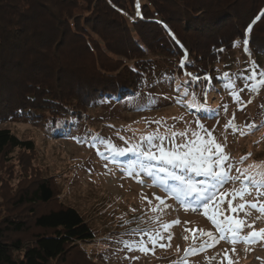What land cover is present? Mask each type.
Here are the masks:
<instances>
[{
    "label": "trees",
    "instance_id": "obj_1",
    "mask_svg": "<svg viewBox=\"0 0 264 264\" xmlns=\"http://www.w3.org/2000/svg\"><path fill=\"white\" fill-rule=\"evenodd\" d=\"M122 1L0 0V122H43L51 136L61 137L77 129L84 109L125 99L152 100L154 91L163 95L173 76L160 73L163 67L147 56L149 51L174 58L178 76L193 74L202 92L225 84L222 76L214 75L210 83L205 77L212 76L235 41L248 37L250 52L264 58V0H129L127 12ZM252 2L254 12L248 9ZM133 11L137 16L130 15ZM93 34L112 56L102 52ZM67 55L81 63L68 61ZM91 56L94 62H86ZM34 148V142L0 129V155L6 149ZM120 157L133 165L138 160L132 153ZM144 163L159 166L156 161ZM57 191L55 180L41 179L19 196L40 233L28 241L13 237L25 233L28 224L4 217L0 264L67 262L73 252H84L81 244L94 240L95 230L73 207L38 213V207L54 201Z\"/></svg>",
    "mask_w": 264,
    "mask_h": 264
},
{
    "label": "rangeland",
    "instance_id": "obj_2",
    "mask_svg": "<svg viewBox=\"0 0 264 264\" xmlns=\"http://www.w3.org/2000/svg\"><path fill=\"white\" fill-rule=\"evenodd\" d=\"M254 3L249 5L250 12L253 11ZM121 7L127 12L130 9L129 0H123ZM137 14L134 11L130 12L133 17ZM47 20L50 21L49 17ZM95 38L102 52L111 55L102 40ZM147 53L148 57L158 61L157 63L163 67L160 73L165 72L168 78L173 76L172 85H167L163 89V95L154 91L152 100L142 98L138 102H134L135 100L128 102L129 100L125 99L110 106L100 104L95 108L84 109V120L77 123V129L61 137L51 136V132L47 130L48 126L46 127L43 122L33 123L27 120L0 122V129H8L21 140L35 143L33 152L6 149L0 155V222L4 217L26 222L27 231L20 236H13L24 241L40 233L32 224L30 208L27 205H20L19 196L35 182L51 179L55 180L58 195L52 203L38 207V213L59 208L61 205L73 207L95 230L94 240L81 244L83 255L73 252L67 262L54 261L51 264H229V262L264 264V240L252 245L240 242L235 246L221 240L213 247H205L196 254L189 251L186 255V249L190 250L192 247L199 249L209 240L207 236L197 231L194 244L193 233L186 229H202L204 232H213L214 236L219 235L211 221L202 214L203 209L198 212L186 211L172 198L165 200L168 207L160 205L155 196L164 198L165 193L158 187H146L137 183L136 177L127 174L128 170L136 167L133 161H127L125 157L118 160L119 156H115L117 158L114 159L111 152L97 139L100 137L111 140L118 148H126L140 143L141 136L158 128L162 134L169 128L177 132L184 131L186 127L196 129L195 121L199 119L205 129L212 132L216 142L224 147V152L229 155L235 167L245 168L250 164H256L264 169V127H259L264 121V87L258 92L250 90L257 86L256 82L261 79L259 75L256 80L243 79L252 71L264 72V58H256L248 49V44L245 45L243 40H237L233 48L224 52L217 62L215 72L209 76L208 81L210 83L214 75L224 77L223 74L228 73V78L235 81V91L240 92V103H237L232 99L230 91L225 89V84L215 91L206 90L210 89L208 87L203 92L199 91L195 86L199 84L198 79L193 80L186 73L183 77L178 76V63L174 58L156 57L150 51ZM67 58L70 62L73 60L81 63L80 58H75L74 55H67ZM85 60L94 62L93 56ZM119 60L123 58L120 57ZM121 63L124 64V61ZM228 78L224 77L225 83ZM245 84L248 87H244ZM241 88L244 90L240 91ZM185 90L190 94L187 97L182 95ZM193 94L196 102L206 103L213 112H196L195 109L186 111L187 103H177L178 99L191 101ZM61 96L65 99L67 97ZM69 98H73V105H78L74 95H70ZM154 100L165 101L155 104ZM249 100L251 103H248ZM233 115L235 125L247 134L240 135L239 132L234 133L231 128H225ZM155 121L161 123L157 124ZM251 124L257 125V128L249 131L247 125ZM200 135L208 139L205 132H200ZM121 136L129 141V145L120 139ZM177 139L179 141L181 138ZM244 156H248V159L243 164L238 163ZM236 174L233 171V175ZM160 178H164L163 174ZM144 179L146 185L151 183L147 178ZM169 183L171 184V181ZM235 187L239 188V182H236ZM232 188L233 184L226 185V190L230 191ZM227 199L221 206L225 209L224 215L246 219L247 223L253 224V228L243 229L244 236L250 231L264 228V215L252 209L250 203L245 206V211L249 214L245 217V212L241 211L237 216V213L227 210ZM245 199L257 202L254 191ZM149 200L152 201L151 204L148 203ZM259 202L264 203V196L259 197ZM237 203L239 199L233 201V206ZM157 204L160 206L157 207ZM121 217L124 218L120 219ZM219 219H223V216ZM176 220L180 223H173ZM166 225L171 227L165 230ZM133 229L136 231L133 232ZM145 233L154 238L160 233L165 239L159 240L153 246L148 243L149 236ZM169 235L172 240L167 238ZM140 240L145 241L148 251H130L125 246L126 242L131 244ZM161 244L164 247H161ZM233 247L235 251L232 250Z\"/></svg>",
    "mask_w": 264,
    "mask_h": 264
},
{
    "label": "snow or ice",
    "instance_id": "obj_3",
    "mask_svg": "<svg viewBox=\"0 0 264 264\" xmlns=\"http://www.w3.org/2000/svg\"><path fill=\"white\" fill-rule=\"evenodd\" d=\"M247 31H250V28ZM243 43L245 45L248 44V39L245 38ZM181 67H184L183 62L181 63ZM186 75L192 77L193 80L197 79L191 73H186ZM223 75L225 78H228V73H224ZM257 75L261 79L256 82L257 86L250 89L252 92H258L261 87H264V72L256 73L252 71L251 74L243 77L245 80H256ZM208 79L210 78L205 77V80ZM224 87L230 91L232 99L240 103V92L235 91V81L228 78ZM244 87H248V85L245 84ZM243 90V88L240 89V91ZM182 95L187 97L190 94L185 90ZM177 103H187L186 111L195 109L196 112H213L212 109L207 107L206 103L196 102L194 94L192 95L191 101L185 102L184 100L178 99ZM248 103H251V100ZM224 109L225 111L227 110V105L224 106ZM204 118L206 117H201V119ZM234 121L235 116L233 115L232 119L225 125V128H231L234 133L239 132L240 135L247 134L238 128ZM155 123L160 124L161 122L155 121ZM195 124L196 129L186 127L184 131L177 132L169 128L164 134L158 128L145 136H141L140 143L135 145H129V141L121 136L120 139L124 140L126 145H129L126 148H118L111 140H104L100 137H97V139L101 145L111 152L113 157L124 156L128 153H132L138 157L136 167L128 170L127 174L136 177L137 183L142 186H155L160 188L165 193L164 198L155 196V199L159 201L160 205L168 207L165 204V200L172 198L179 205L183 206L186 211L198 212L200 209H203L202 214L211 221L215 227V232L219 235L218 237L214 236L213 232H204L202 229H186V231L193 233L194 244L197 231L201 235L209 238L199 249L196 247H192L190 250L186 249V255L189 251L192 254H196L198 251L204 250L205 247H213L221 240H226L233 246L240 242L246 245H252L264 240V228L258 231H250L247 236H244L243 229L245 227L251 229L253 228V224L247 223L246 219L224 215L225 209L221 207L225 203V200L231 197V199H227V210L231 213H237L238 216L239 212L243 211L246 217L249 212L245 211V206L250 203L252 209H256L264 215V203L259 202V197L264 196V169L256 164H250L245 168L235 167L231 163L229 155L224 152V147L217 143L212 136V132L205 129L199 119L195 121ZM259 127H264V121L261 122ZM247 128L249 131H252L257 128V125H247ZM200 132H205L208 139L201 137ZM177 138L181 139L178 141ZM98 154L102 155V153ZM250 155L249 153L248 156ZM248 156L241 157L238 163L243 164L248 159ZM144 161H156L159 166L153 168L150 165H146ZM177 171L180 174H177ZM233 171L237 174L232 175L231 173ZM161 174H163V179L160 178ZM193 177H204L205 179L203 181H196ZM144 178L150 180L151 183L146 185ZM169 181H171V184ZM236 182H239V188L235 187ZM230 183L233 184V188L229 191L226 190V185ZM253 191L256 194L257 202H249L245 199ZM144 199H147V197H144ZM237 199H239V203L233 206V201ZM148 203L151 204L152 201L149 200ZM220 216H223V219H219ZM125 223L127 224L128 221H125ZM173 223L179 224L180 221L176 220ZM169 227L171 225H166L165 230ZM132 231L135 232L136 229ZM145 235L149 236L148 243H151L153 246L159 240L165 239L160 233H157L155 238L148 233H145ZM167 238L170 240L171 236L169 235ZM125 246L130 251L149 250L143 240L139 242L133 241L131 244L126 242ZM160 246L164 247L163 244ZM232 250L235 251V247Z\"/></svg>",
    "mask_w": 264,
    "mask_h": 264
}]
</instances>
